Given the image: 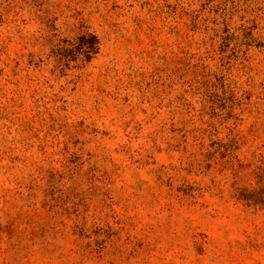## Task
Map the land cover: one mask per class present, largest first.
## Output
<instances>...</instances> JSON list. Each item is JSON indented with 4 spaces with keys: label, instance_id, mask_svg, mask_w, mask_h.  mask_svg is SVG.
Instances as JSON below:
<instances>
[{
    "label": "rangeland",
    "instance_id": "obj_1",
    "mask_svg": "<svg viewBox=\"0 0 264 264\" xmlns=\"http://www.w3.org/2000/svg\"><path fill=\"white\" fill-rule=\"evenodd\" d=\"M0 264H264V0H0Z\"/></svg>",
    "mask_w": 264,
    "mask_h": 264
}]
</instances>
